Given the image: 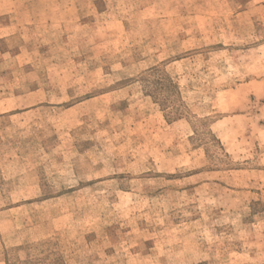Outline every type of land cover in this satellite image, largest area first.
<instances>
[{"label": "rangeland", "instance_id": "1", "mask_svg": "<svg viewBox=\"0 0 264 264\" xmlns=\"http://www.w3.org/2000/svg\"><path fill=\"white\" fill-rule=\"evenodd\" d=\"M0 264H264V0H0Z\"/></svg>", "mask_w": 264, "mask_h": 264}]
</instances>
